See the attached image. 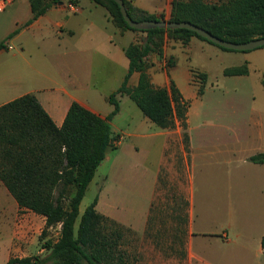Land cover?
<instances>
[{"label": "crops", "instance_id": "obj_1", "mask_svg": "<svg viewBox=\"0 0 264 264\" xmlns=\"http://www.w3.org/2000/svg\"><path fill=\"white\" fill-rule=\"evenodd\" d=\"M129 1L165 20L174 2ZM145 35L119 29L108 10L92 0H63L37 18L29 0H0V44H7L0 51V106L30 94L58 128L74 102L107 121L114 109L108 97L122 87L129 71L125 50ZM207 43L197 37L184 43L166 34L163 57L150 58L152 83L166 87L173 81L189 102L187 129L180 121L174 130L160 129L129 96H119L120 110L109 121L119 145L108 152L89 187L95 183L98 188V213L143 235L163 168L173 160L167 153L175 147L184 175L180 189L188 202L186 238L161 247L157 264H264V164L250 160L264 153V101L254 96L232 101L228 120L221 121L214 114L216 105L203 99L205 88L201 95H187L174 73L179 52L199 45L211 51L209 59L241 53L238 66L246 64L249 72L230 77L249 80L258 72L264 78V47L230 52ZM170 59L173 65L168 66ZM228 68L219 72L225 75ZM198 70L199 78L206 76L204 83L199 79L206 87L210 73L204 66ZM139 78L133 73L128 86H137ZM194 80L190 74L187 84ZM238 218L241 226L235 227ZM46 227V217L21 208L0 179V264L43 254Z\"/></svg>", "mask_w": 264, "mask_h": 264}, {"label": "trees", "instance_id": "obj_2", "mask_svg": "<svg viewBox=\"0 0 264 264\" xmlns=\"http://www.w3.org/2000/svg\"><path fill=\"white\" fill-rule=\"evenodd\" d=\"M34 18L44 14L53 4L63 0H29ZM105 7L115 25L121 30H133L146 34L125 50L129 59L126 79L116 92L108 97L114 106L107 121L74 102L61 128L56 127L34 95H24L0 106V179L18 201L21 208L46 217V231L62 223L61 238L48 248L49 254L37 257L15 258L9 264H43L60 260L63 264H129L122 239L129 228L109 219L96 210L97 198L76 223L79 209L96 171L110 150L114 139L109 121L119 112V96L127 95L142 113L163 130H174L180 121L187 129L189 102L171 81L166 87H156L149 69L151 56L163 57L166 34L187 43L197 37L212 45L197 33L186 29L135 30L124 20L119 5L113 0H92ZM128 15L135 21L165 20L135 8L124 0ZM170 22H190L204 28L214 36L234 43H246L264 38V0H222L209 3L205 0H174ZM224 51H230L215 45ZM7 44H0V51ZM239 52V51H235ZM169 65L173 61L169 60ZM246 64L224 71L226 76L248 74ZM133 73H139L137 86H128ZM203 83L204 74H200ZM198 93H203V87ZM188 147V135L184 133ZM110 147H112L110 149ZM254 163L264 164V153L250 158ZM161 180V178H160ZM183 199V198H182ZM184 200V199H183ZM69 201L68 205H64ZM186 205L188 202H185ZM156 208L153 203L150 222L155 225L159 218H151ZM159 215V214H158ZM187 214L186 219L187 220ZM112 222L110 230L105 222ZM187 223V221H186ZM186 233V230H185ZM264 247V236L262 238Z\"/></svg>", "mask_w": 264, "mask_h": 264}, {"label": "rangeland", "instance_id": "obj_3", "mask_svg": "<svg viewBox=\"0 0 264 264\" xmlns=\"http://www.w3.org/2000/svg\"><path fill=\"white\" fill-rule=\"evenodd\" d=\"M205 1L209 3H217L213 2L214 0ZM207 44L212 46V48H218L210 43ZM209 52L211 51H205L199 45H193L191 49H182V51L179 52L177 67L174 70V73L178 77L180 86L187 90L186 93L189 92L192 95V92H198L199 88H205L206 92L203 99L206 102H211L216 105V107H213V109H215L214 114L217 116L218 120L221 121L228 120L227 117L232 111V101L251 100L252 96L258 101H264V78L258 72L252 73L249 80L238 77H228L219 72L220 67L222 66L234 67L240 65L241 60H238L236 57L241 56L239 55L241 53H230L233 54L232 56L234 57L221 60L220 58H216V56H212L211 59H209L207 55ZM166 64L169 66V60L166 61ZM200 66H204L210 73V78L206 87L199 82L200 78L198 77V74L200 71L198 69ZM190 74H192L193 80L195 79L194 81H198V84H194V81H191L190 85L187 84ZM195 104H197V102ZM119 141V136H115L110 144L112 147H118ZM112 147H110V149ZM167 154V156L171 155L173 160H170V163L166 166L169 171L166 168H163V179L159 181L156 191V200L154 202L156 208L151 216L153 220L159 218L160 222L158 221L157 223L160 224L159 226H156L155 222H150L146 233L143 235L136 234L131 229H129L131 232L124 235V238L122 239L124 247H122V249L127 251L126 256L129 259V264H157L161 253V247L164 248L167 244L181 243L186 238L185 227L188 219H185L188 203L186 205L183 200L184 196L180 189L183 185L182 178H184L182 168H179V164L177 163L179 161L177 156H179L180 151L173 147ZM97 189L95 183L89 187L86 196L80 205V214L76 227L79 226L81 216L84 214L87 207L90 206L96 198ZM162 198L164 201H162ZM166 199L168 202H166ZM68 204L69 201H65L64 205ZM233 222L235 227L241 226L240 218L234 219ZM111 225L112 222L110 220L105 222V226L109 230ZM61 231L62 223L53 225L46 231L42 245L51 247L56 244L61 238ZM48 254L49 250L47 248L43 254L34 257L42 259ZM110 263L114 264V260H111ZM43 264L63 263L57 259Z\"/></svg>", "mask_w": 264, "mask_h": 264}, {"label": "water", "instance_id": "obj_4", "mask_svg": "<svg viewBox=\"0 0 264 264\" xmlns=\"http://www.w3.org/2000/svg\"><path fill=\"white\" fill-rule=\"evenodd\" d=\"M113 1H115L119 5L121 14L124 20L126 21V23L129 25V27L135 30L144 31V30H152L156 28L169 29V30L186 29L197 33L199 36L208 40L209 42H212L215 45H218L228 50L239 51V52H247L264 47V38L254 39L246 43L229 42L214 36L204 28L199 27L190 22H170L166 20L135 21L128 15L124 0H113Z\"/></svg>", "mask_w": 264, "mask_h": 264}, {"label": "built area", "instance_id": "obj_5", "mask_svg": "<svg viewBox=\"0 0 264 264\" xmlns=\"http://www.w3.org/2000/svg\"><path fill=\"white\" fill-rule=\"evenodd\" d=\"M70 6H71V8H72V9H74V8H75V5H74V4H71Z\"/></svg>", "mask_w": 264, "mask_h": 264}]
</instances>
